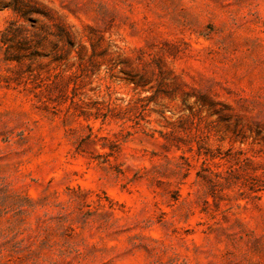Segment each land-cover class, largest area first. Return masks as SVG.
I'll return each mask as SVG.
<instances>
[{
	"label": "rangeland",
	"instance_id": "1",
	"mask_svg": "<svg viewBox=\"0 0 264 264\" xmlns=\"http://www.w3.org/2000/svg\"><path fill=\"white\" fill-rule=\"evenodd\" d=\"M0 264H264V0H0Z\"/></svg>",
	"mask_w": 264,
	"mask_h": 264
}]
</instances>
